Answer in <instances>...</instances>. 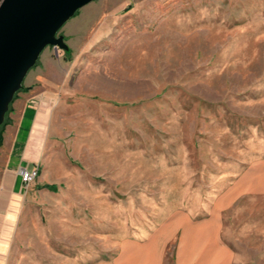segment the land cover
Listing matches in <instances>:
<instances>
[{"label": "rangeland", "instance_id": "374dc122", "mask_svg": "<svg viewBox=\"0 0 264 264\" xmlns=\"http://www.w3.org/2000/svg\"><path fill=\"white\" fill-rule=\"evenodd\" d=\"M59 33L0 264H264V0H93Z\"/></svg>", "mask_w": 264, "mask_h": 264}, {"label": "crops", "instance_id": "0c3cea01", "mask_svg": "<svg viewBox=\"0 0 264 264\" xmlns=\"http://www.w3.org/2000/svg\"><path fill=\"white\" fill-rule=\"evenodd\" d=\"M38 59L26 73L24 86L15 93L0 127V254L5 252L16 214L27 194L19 169L37 168V178L41 173L38 160L46 141L47 116L43 105L52 95L45 72L59 63L49 47L42 50ZM36 181L41 183L40 179ZM43 186L54 190L52 184Z\"/></svg>", "mask_w": 264, "mask_h": 264}, {"label": "water", "instance_id": "95a60500", "mask_svg": "<svg viewBox=\"0 0 264 264\" xmlns=\"http://www.w3.org/2000/svg\"><path fill=\"white\" fill-rule=\"evenodd\" d=\"M93 0H0V126L46 46L68 49L62 25Z\"/></svg>", "mask_w": 264, "mask_h": 264}, {"label": "built area", "instance_id": "2783aa9c", "mask_svg": "<svg viewBox=\"0 0 264 264\" xmlns=\"http://www.w3.org/2000/svg\"><path fill=\"white\" fill-rule=\"evenodd\" d=\"M37 168L19 169L20 180L23 187H27L29 183L37 176Z\"/></svg>", "mask_w": 264, "mask_h": 264}]
</instances>
